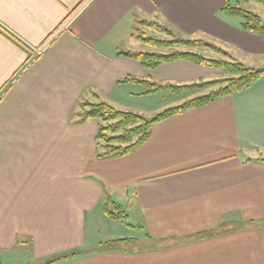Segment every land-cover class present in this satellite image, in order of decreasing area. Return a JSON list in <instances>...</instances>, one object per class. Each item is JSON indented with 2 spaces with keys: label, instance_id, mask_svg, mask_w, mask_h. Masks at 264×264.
I'll list each match as a JSON object with an SVG mask.
<instances>
[{
  "label": "crops",
  "instance_id": "obj_1",
  "mask_svg": "<svg viewBox=\"0 0 264 264\" xmlns=\"http://www.w3.org/2000/svg\"><path fill=\"white\" fill-rule=\"evenodd\" d=\"M239 2L0 0V264H264V78L154 124L122 157L97 158L98 120L83 119L86 102L153 93L135 79L185 85L223 74L184 59L144 67L124 54L159 53L141 32L207 38L237 60L234 53L263 60L264 34L222 12ZM107 194L135 237L111 227ZM222 223L243 227L186 242ZM147 235L163 243L100 249Z\"/></svg>",
  "mask_w": 264,
  "mask_h": 264
},
{
  "label": "trees",
  "instance_id": "obj_2",
  "mask_svg": "<svg viewBox=\"0 0 264 264\" xmlns=\"http://www.w3.org/2000/svg\"><path fill=\"white\" fill-rule=\"evenodd\" d=\"M260 1L264 2V0ZM222 12L230 15L240 16L243 19L241 27L244 30L256 34H264V19L260 15L245 8L231 5L230 3H227V5L222 9ZM150 24L162 30L169 31L158 22L151 21ZM5 31L9 33L7 30ZM140 38L141 40L155 46L162 45L187 48L194 46L209 47L210 49L225 56L220 58H211L190 50H176L168 54L150 52L124 53L137 58L144 67L155 68L167 62L184 59L199 66L219 68L226 75H228V77L214 79L208 82L185 85H162L156 82L153 83L146 80L135 79V81L154 86V89L151 92L170 90L175 94H184L194 90L197 91V89L208 90L205 94L187 98L180 105L165 109L151 118L139 115L134 112L119 110L104 101L86 102L84 104V108H86V110H84L83 119L93 118L98 120V127L95 135V141L98 149L96 154L97 158H116L125 156L137 149L147 140L154 124L161 122L173 115L181 114L188 109L201 107L217 99L229 96L236 92H240L249 88L257 80L264 78V66L247 67L244 63L231 57L228 53L221 50L220 48L206 44L201 40L175 39L172 41H165L157 39L154 36H148L147 34L140 35ZM262 161H264V159H262ZM103 209L107 215L113 219L124 221L128 217L124 207L116 202L108 194L105 196ZM228 226V224L222 223L217 227L219 229L199 232L191 236L186 242L198 241L218 235H224L232 231H237L242 229L243 224H235L234 227ZM147 238L148 242H138L137 240L136 242L130 238L110 240L104 242L100 249L116 250L118 249L119 245L128 243H133L135 245L141 244V246L138 245L139 249H147L154 248L157 245L163 243V240H154L149 235H147ZM75 254L76 252L71 253V255ZM63 256L64 255H61L56 259H60Z\"/></svg>",
  "mask_w": 264,
  "mask_h": 264
},
{
  "label": "rangeland",
  "instance_id": "obj_3",
  "mask_svg": "<svg viewBox=\"0 0 264 264\" xmlns=\"http://www.w3.org/2000/svg\"><path fill=\"white\" fill-rule=\"evenodd\" d=\"M232 1H234V0H232ZM237 6L241 7V8H245L247 10H250V11H252V12H254V13H256V14H258L264 18V3L259 2L258 0H240L239 4ZM235 17L237 19H242L241 17H239L237 15H235ZM143 33L144 32H141L142 35H143ZM153 35H157V37L163 36L166 38L165 34H160V33L155 32V34H153ZM165 38H162V39H165ZM203 41L208 43L209 45L219 47L217 43H215L212 40H209L207 38H203ZM176 47L177 46H174L170 49H165V48H162V45H160L156 49H151V47H150V49L157 51L159 53H170V52H174L176 50H190V49H187L184 47L183 48H181V47L176 48ZM201 48H203V46ZM207 48H209V47H207ZM207 48L202 49V51H197V52L204 54L207 57H211V58L223 57L221 54H219V52H215L213 50H208ZM234 55L239 57L241 59L239 61L244 63L247 67H262V65H264V58H263V60H259L257 58L246 57V56H244L245 58H241L240 54H238V53H234ZM224 77H228V75H226L223 72V74H220V76L219 75L214 76L213 79H220V78H224ZM136 86H138L137 91L139 89L140 90L144 89V87L142 85H136ZM127 88L129 89L130 87H127ZM199 91H201L200 94L202 95V94H205L208 90H199ZM181 96H183V94H175L169 90H165V91H160V92H153L151 94L140 93L137 96H130V95L124 94L123 98L118 100V102L115 104H112V103L107 102V101H105V102L116 107L119 110L130 111V112H134V113H137L139 115L151 118V117H154L155 115H157L158 113L164 111L165 109L180 105V103H182L183 100L179 101V100H175V99L177 97H181ZM194 96H197V95H194ZM130 97H132V98H130ZM169 103H173V104H169ZM84 110H86V108H84ZM115 201L118 202L117 200H115ZM109 222H115V224L111 225V227L119 226V229H120L119 231H126L127 233H129L127 237H131V236L135 237V235L137 233L136 230H135V232L129 231V229H130L129 225L134 224V222L131 220L120 221V220L111 218V220L109 219ZM110 224H112V223H110ZM101 227L103 229L102 234H104L106 225H102ZM217 229H219V228H217ZM138 245L141 246V244H137V245H133V246L135 247ZM8 257L10 259H12L13 261H16V259L19 261V258H20L19 256H14L12 254H9Z\"/></svg>",
  "mask_w": 264,
  "mask_h": 264
}]
</instances>
